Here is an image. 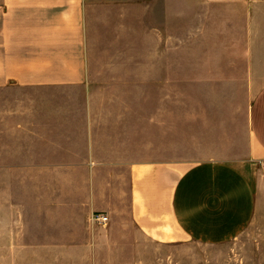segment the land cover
Wrapping results in <instances>:
<instances>
[{"label": "crops", "instance_id": "obj_1", "mask_svg": "<svg viewBox=\"0 0 264 264\" xmlns=\"http://www.w3.org/2000/svg\"><path fill=\"white\" fill-rule=\"evenodd\" d=\"M179 3L0 0L11 259L226 243L264 208V0Z\"/></svg>", "mask_w": 264, "mask_h": 264}, {"label": "rangeland", "instance_id": "obj_2", "mask_svg": "<svg viewBox=\"0 0 264 264\" xmlns=\"http://www.w3.org/2000/svg\"><path fill=\"white\" fill-rule=\"evenodd\" d=\"M180 6L179 0H173V13L179 12ZM177 45L178 41H173V50H176L173 51L175 59L180 56ZM5 230L0 227V264L67 263L57 260L11 259L10 249L3 243ZM7 231L9 235V229ZM140 238L138 252L126 248L127 245L118 244L120 248L121 246L125 248L116 254H101L115 255V258L95 259L90 261V264H264V208L257 211L253 221L241 235L226 243L206 245L184 240L176 244L162 245L146 242L144 238ZM83 264L87 262L84 261Z\"/></svg>", "mask_w": 264, "mask_h": 264}, {"label": "built area", "instance_id": "obj_3", "mask_svg": "<svg viewBox=\"0 0 264 264\" xmlns=\"http://www.w3.org/2000/svg\"><path fill=\"white\" fill-rule=\"evenodd\" d=\"M263 171H264V168H263ZM91 220L101 225H105L108 222V217L107 215H104L102 213H94L91 217Z\"/></svg>", "mask_w": 264, "mask_h": 264}]
</instances>
